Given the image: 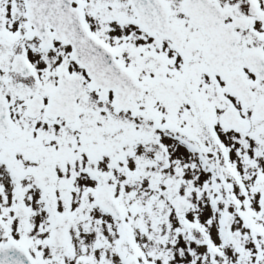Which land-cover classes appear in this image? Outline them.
Segmentation results:
<instances>
[{"label":"snow or ice","instance_id":"6c2138e0","mask_svg":"<svg viewBox=\"0 0 264 264\" xmlns=\"http://www.w3.org/2000/svg\"><path fill=\"white\" fill-rule=\"evenodd\" d=\"M0 264H264V0H0Z\"/></svg>","mask_w":264,"mask_h":264}]
</instances>
